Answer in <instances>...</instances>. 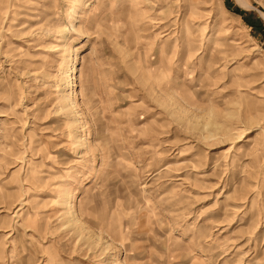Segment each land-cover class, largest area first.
<instances>
[{
	"label": "rangeland",
	"instance_id": "obj_1",
	"mask_svg": "<svg viewBox=\"0 0 264 264\" xmlns=\"http://www.w3.org/2000/svg\"><path fill=\"white\" fill-rule=\"evenodd\" d=\"M0 264H264V0H0Z\"/></svg>",
	"mask_w": 264,
	"mask_h": 264
}]
</instances>
